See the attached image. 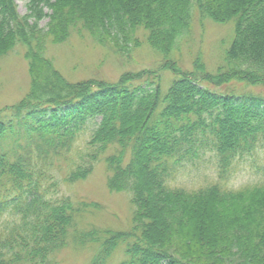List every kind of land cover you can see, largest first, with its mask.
<instances>
[{"label":"trees","instance_id":"obj_1","mask_svg":"<svg viewBox=\"0 0 264 264\" xmlns=\"http://www.w3.org/2000/svg\"><path fill=\"white\" fill-rule=\"evenodd\" d=\"M17 1L0 0V56L25 46L33 88L0 113V264H59L64 249L94 245L89 264H109L122 246L118 264H264V200L229 209L218 187L195 196L163 187L169 158L215 150L226 162L264 132V0H28L24 16ZM195 13L234 27L216 74L200 61L184 70L171 58ZM77 27L122 55L140 45L135 34L143 29L163 65L117 83H71L45 53L49 40L64 43ZM159 71L173 75L166 89ZM84 128L89 148L73 165L70 139ZM61 160L70 164V184L104 162L108 189L130 195L132 229H82L100 205L68 196L46 202L57 193L51 173Z\"/></svg>","mask_w":264,"mask_h":264},{"label":"rangeland","instance_id":"obj_2","mask_svg":"<svg viewBox=\"0 0 264 264\" xmlns=\"http://www.w3.org/2000/svg\"><path fill=\"white\" fill-rule=\"evenodd\" d=\"M27 3L28 0L17 1L18 11L22 16L28 14ZM44 11L49 12L48 9ZM48 22L49 19L45 18L39 25L46 28ZM233 28L232 23L220 25L209 19L201 20L195 13L191 30L181 38L171 58L184 70H193L194 62L200 61L205 65L207 72L216 74L218 68L224 66V54L233 38ZM117 30L119 27L115 23L112 26V35L116 34ZM135 37L140 45L136 47L134 43L130 44L129 54L122 55L113 47L115 43L98 44L87 31L77 27L72 29L69 39L64 43L54 45L49 40L45 56L71 83L92 80L117 83L127 72L148 69L158 71L163 65L162 57L154 53L147 43V32L139 29ZM26 54L27 48L18 44L13 50L0 56V113L9 112L11 107L20 104L32 91L33 81ZM161 72L159 74L163 80L162 87L166 89L173 75L168 71ZM218 90L224 91V88ZM254 92L261 93V89L255 88ZM90 133L91 130L88 131V136ZM111 153L113 150L106 156ZM70 170V164L66 160H61L52 170L51 174L58 185V197H71L75 203L94 202L101 207L84 216L80 228L121 232L132 229L133 207L130 195L111 192L108 189L104 162L99 161L86 179L73 184L66 180ZM65 187L70 192L69 195H64ZM123 249L124 246L114 254L109 264H118L125 258ZM96 251L95 245L85 248L70 246L56 258L59 264H89Z\"/></svg>","mask_w":264,"mask_h":264},{"label":"clouds","instance_id":"obj_3","mask_svg":"<svg viewBox=\"0 0 264 264\" xmlns=\"http://www.w3.org/2000/svg\"><path fill=\"white\" fill-rule=\"evenodd\" d=\"M88 129H80L71 136L68 155L73 165L80 162L89 148ZM170 171L164 175L163 187L171 192L195 196L213 186L218 187L227 199V207L244 204L259 207L264 200V132H257L240 151L222 162L215 150H204L199 156L177 160L169 158ZM67 187L64 195H69ZM46 202H53L58 194L44 195ZM7 219L18 220L13 214Z\"/></svg>","mask_w":264,"mask_h":264}]
</instances>
